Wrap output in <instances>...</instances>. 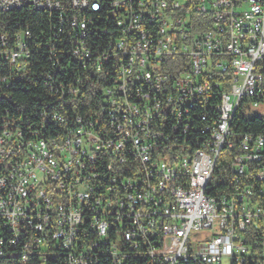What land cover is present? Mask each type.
<instances>
[{
	"label": "built area",
	"instance_id": "2783aa9c",
	"mask_svg": "<svg viewBox=\"0 0 264 264\" xmlns=\"http://www.w3.org/2000/svg\"><path fill=\"white\" fill-rule=\"evenodd\" d=\"M22 9L49 15L55 101L1 119L0 258L264 264V133L233 129L238 110L264 120V0H0ZM32 43L0 36L1 86L25 78ZM103 83L91 113L59 112ZM231 149V188L212 196Z\"/></svg>",
	"mask_w": 264,
	"mask_h": 264
},
{
	"label": "trees",
	"instance_id": "16d2710c",
	"mask_svg": "<svg viewBox=\"0 0 264 264\" xmlns=\"http://www.w3.org/2000/svg\"><path fill=\"white\" fill-rule=\"evenodd\" d=\"M19 22L16 27L15 22ZM49 15L43 12H36L29 9H22L9 13H0V36L6 35L11 40L12 36L19 30H29L32 34V53L28 60L29 65L24 79L12 80L9 88L0 85V126L1 119L19 117V115L28 114L34 116L41 111L48 109L55 101V98L48 93L42 86V74L47 70L48 64L43 56L42 50L39 49V44L42 43L44 33L47 32L49 26ZM91 39H95L91 37ZM66 45L67 42L63 41ZM9 73L8 67L0 65V77L6 76ZM89 84V83H88ZM88 85V92L85 96L77 97L79 100L75 106L76 109L67 108L66 100L60 103V113L65 116H71L73 113L89 114L95 106L97 108L96 98L99 95V89L105 86ZM100 97H98L99 99ZM211 108L204 105H196L191 116L197 119L198 126L202 127L205 122L201 121L204 116L212 117ZM233 129L236 133H264V120L260 117H244L239 110L234 115ZM236 154L235 149L224 150L220 153L216 163L213 175L211 177V192L212 196H219L229 192L230 172L229 164L232 157ZM0 264H18L17 261H7L6 258H0ZM26 264H40L36 256H31ZM46 264H52L46 263ZM61 264V263H60Z\"/></svg>",
	"mask_w": 264,
	"mask_h": 264
},
{
	"label": "rangeland",
	"instance_id": "374dc122",
	"mask_svg": "<svg viewBox=\"0 0 264 264\" xmlns=\"http://www.w3.org/2000/svg\"><path fill=\"white\" fill-rule=\"evenodd\" d=\"M195 236V238H198V237H200L199 235H194ZM224 264H228V262H224Z\"/></svg>",
	"mask_w": 264,
	"mask_h": 264
}]
</instances>
